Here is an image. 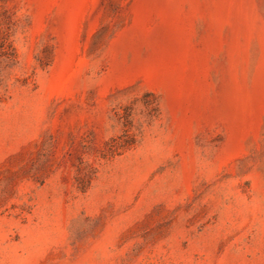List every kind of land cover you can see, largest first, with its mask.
Here are the masks:
<instances>
[{"label":"rangeland","instance_id":"374dc122","mask_svg":"<svg viewBox=\"0 0 264 264\" xmlns=\"http://www.w3.org/2000/svg\"><path fill=\"white\" fill-rule=\"evenodd\" d=\"M0 264H264V0H0Z\"/></svg>","mask_w":264,"mask_h":264}]
</instances>
